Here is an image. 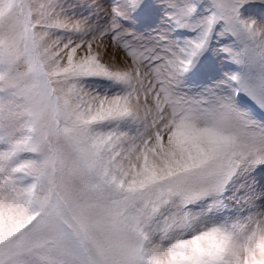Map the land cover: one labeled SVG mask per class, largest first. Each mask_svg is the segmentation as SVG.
I'll use <instances>...</instances> for the list:
<instances>
[{"label": "snow or ice", "instance_id": "6c2138e0", "mask_svg": "<svg viewBox=\"0 0 264 264\" xmlns=\"http://www.w3.org/2000/svg\"><path fill=\"white\" fill-rule=\"evenodd\" d=\"M254 2L0 0V264H264Z\"/></svg>", "mask_w": 264, "mask_h": 264}, {"label": "rangeland", "instance_id": "374dc122", "mask_svg": "<svg viewBox=\"0 0 264 264\" xmlns=\"http://www.w3.org/2000/svg\"><path fill=\"white\" fill-rule=\"evenodd\" d=\"M67 3L71 5H86L95 4V8L89 7H76V15L81 14L85 16H91L93 20H99L103 23L104 18L107 15L108 5L110 0H67ZM248 14L257 18L258 20L264 19V5L260 3V0H255V2L249 7ZM106 43H111V41H106ZM111 51H114L112 49ZM121 56L123 53H118ZM254 190L257 194L264 193V171L257 172L253 177Z\"/></svg>", "mask_w": 264, "mask_h": 264}, {"label": "bare ground", "instance_id": "6f19581e", "mask_svg": "<svg viewBox=\"0 0 264 264\" xmlns=\"http://www.w3.org/2000/svg\"><path fill=\"white\" fill-rule=\"evenodd\" d=\"M110 52H111V50H110ZM118 55H120V54H118ZM121 56V55H120Z\"/></svg>", "mask_w": 264, "mask_h": 264}]
</instances>
